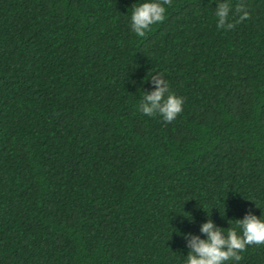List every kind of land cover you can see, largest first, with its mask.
<instances>
[{
	"label": "trees",
	"instance_id": "obj_1",
	"mask_svg": "<svg viewBox=\"0 0 264 264\" xmlns=\"http://www.w3.org/2000/svg\"><path fill=\"white\" fill-rule=\"evenodd\" d=\"M223 2L140 38L137 0H0V264H184L208 220L264 217V0L217 29ZM157 73L171 123L139 111Z\"/></svg>",
	"mask_w": 264,
	"mask_h": 264
},
{
	"label": "clouds",
	"instance_id": "obj_2",
	"mask_svg": "<svg viewBox=\"0 0 264 264\" xmlns=\"http://www.w3.org/2000/svg\"><path fill=\"white\" fill-rule=\"evenodd\" d=\"M171 3L172 0H137L131 9V31L143 38L153 25L166 19V6L170 7ZM235 7L239 21L249 17L243 2ZM232 9L233 5L228 0L217 4L214 10L217 29H232L235 26L230 21ZM149 81L153 90L150 93L142 92L139 111L150 118L159 115L165 123H171L182 112L184 99L170 91V84L162 73L151 76L147 79ZM255 207L259 209L258 205ZM200 232L205 238L191 237L187 245L190 251L184 264H240L243 259L241 254L249 246L264 245V217L246 214L227 230L214 228L211 220H208L201 225Z\"/></svg>",
	"mask_w": 264,
	"mask_h": 264
}]
</instances>
